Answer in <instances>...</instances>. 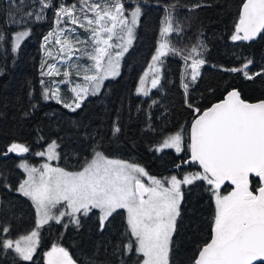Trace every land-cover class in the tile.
<instances>
[{
  "label": "trees",
  "instance_id": "obj_1",
  "mask_svg": "<svg viewBox=\"0 0 264 264\" xmlns=\"http://www.w3.org/2000/svg\"><path fill=\"white\" fill-rule=\"evenodd\" d=\"M53 7L43 10L39 0H26L22 24L5 25V40L0 41V151L17 142L30 151L23 155L9 154L0 161V239L15 240L29 233L35 226V212L31 202L15 189L23 178L18 164L25 160L36 163L35 153L43 151L53 141L57 144L58 165L74 171L91 160L94 150L101 151L109 159L133 163L153 176L181 175L182 172H200L197 165L169 172V169L189 156L188 147L181 156L172 150L156 152V147L174 133L185 135L187 142L190 125L197 115L187 107L185 98L201 112L219 102L233 89L245 102L264 100V79L247 80L241 73L226 69L240 67L251 59V73L264 68V32L253 43L233 42L231 35L238 22L245 0H121L124 6H139L141 17L134 43L123 58L120 73L107 81L99 94L85 99L81 107L69 111L53 101H44L42 94L44 36L55 27L54 10L60 4L71 6L77 0H51ZM18 3V0H17ZM176 4L171 22L179 25V33L167 34L170 47L180 50V55L168 52L162 60L158 86L147 97L135 93L138 81L163 39L161 29L166 17L165 9ZM194 4L199 8L189 11ZM9 5L0 0V23L7 18ZM15 12V9H13ZM32 11V17L26 12ZM28 31L17 52L12 51L11 37L19 31ZM192 55L206 63L200 68L195 82L183 88L185 66L192 62L184 56L193 47ZM120 132L113 136V126ZM186 145V144H185ZM2 157V156H0ZM250 190L256 193L257 178L252 177ZM230 184L221 186L226 193ZM210 186L196 181L183 191L177 230L173 234L170 264H192L200 248L211 239L215 207ZM99 213L93 210L79 218V225L51 223L42 228L38 248L30 261H21L16 253L0 247V264H46V253L53 245L63 247L76 261L85 264L91 257L103 264H136L134 249L127 255H113L116 245L128 243L125 213L118 210L105 222L103 231L99 225ZM8 228L4 233L2 229ZM134 243V240H132Z\"/></svg>",
  "mask_w": 264,
  "mask_h": 264
},
{
  "label": "snow or ice",
  "instance_id": "obj_2",
  "mask_svg": "<svg viewBox=\"0 0 264 264\" xmlns=\"http://www.w3.org/2000/svg\"><path fill=\"white\" fill-rule=\"evenodd\" d=\"M4 2L9 5V10L7 18L0 23V41L5 40V25L24 22L23 17L16 18V13L23 12L26 0H18V3L17 0ZM39 5L40 12L35 14L37 20L42 19L43 10L53 7L51 0H39ZM200 6L194 4L189 11ZM176 7V4H172L165 9V26L161 29L163 39L152 57L154 63L149 66L153 71H158L156 62L167 52L181 54L180 50L170 47L167 40L168 33L181 31L178 24L174 26L171 22ZM126 11L121 0H77L71 6L60 4L55 8L56 27L43 39L45 44H51L54 38L58 49L55 56L51 50L46 49L47 55L53 59L58 56L61 60H72L79 53L77 58L86 57L92 61L88 67L81 69L78 65H68L69 70L63 71L66 79L60 83H69L67 78L72 69H76L77 75L82 71V78L86 82L84 86L77 85L71 89L75 94L74 107L68 103L64 107L75 111L89 94L94 96L99 93L103 80L119 74V59L131 46L134 29L141 15L139 6L127 16ZM33 14L32 11L25 13L27 17ZM69 24L76 27H60ZM76 28H82L88 33L86 40L75 35ZM262 32L264 0H245L231 40L252 41ZM29 35L26 30L16 32L11 37L12 51L16 52L21 40ZM114 37L120 42H112ZM45 44L41 45L42 49H45ZM197 47L202 45L193 47L184 56L185 61L192 59L190 68L193 82L200 75L201 66L206 63L204 59L192 55ZM114 48L119 51L113 55L111 50ZM252 63L251 59H246L242 66L226 70L241 73L250 81L257 77L264 79V68L254 74L250 72L249 66ZM47 68L48 71L41 72L42 76L61 74L56 64H49ZM92 69L95 71L92 72ZM158 83L159 78L154 77L152 87L155 88ZM183 88L187 93L188 84L184 83ZM136 93L148 94L142 87H137ZM43 99H55L56 103H62L56 87H46ZM185 102L197 114L190 130L188 162L198 164L202 171L185 174L182 180L175 175L166 181L148 177L149 184L146 186L140 179L147 175L144 168L122 160L109 159L99 150H94L91 160H86L79 171H65L49 163H44L38 169L20 162L18 167L26 173L27 178L15 190L31 201L36 213L35 228L29 235L15 241L0 239V247L13 250L21 261L27 262L32 260L39 229L50 221L67 228L68 224L63 223V218L68 217L69 223L78 226V213L87 216L93 210H98L99 225L103 231L108 218L123 209L127 213V231L131 239L128 243L116 245L113 255H127L134 249L137 257H142L136 264H170L173 234L177 230V218L180 216L181 186L205 181L215 201L211 240L199 249L192 264H264V100L245 102L240 93L233 89L227 92L222 102L213 104L203 112L188 100L187 95ZM119 132V126L114 125L112 135L116 136ZM182 139V135L176 133L165 139L162 147L174 148L179 153ZM56 147L53 141L46 151H38L35 155L51 161L57 157ZM159 150L160 147L157 148ZM29 151L27 146L12 142L6 146V151H0V156H20ZM252 177H256L258 183L255 194L250 190ZM225 182L234 187L227 195H221V185ZM0 183L11 190L6 178ZM2 231L7 233L8 228L4 227ZM45 255L46 264H76L63 247L53 245ZM85 264L103 262L86 257Z\"/></svg>",
  "mask_w": 264,
  "mask_h": 264
},
{
  "label": "rangeland",
  "instance_id": "obj_3",
  "mask_svg": "<svg viewBox=\"0 0 264 264\" xmlns=\"http://www.w3.org/2000/svg\"><path fill=\"white\" fill-rule=\"evenodd\" d=\"M125 7V9L127 10L126 11V13H125V15L127 16L128 15V13H130L135 7H137V6H132V7H126V6H124ZM140 17H141V15H140ZM140 17L138 18V20H137V24H136V26H135V29H134V39H135V34H136V30H137V28H138V24H139V20H140ZM55 27H56V25H55ZM54 27V28H55ZM60 27H65V28H67V27H76V26H74V25H61ZM117 31H119V29H117ZM48 34V33H47ZM46 34V35H47ZM75 35L76 36H79V38L81 39V40H86L87 39V36H88V33H86L85 31H84V29H82V28H76V31H75ZM26 38V37H25ZM25 38L23 39V40H21V42H20V46H21V44L23 43V41L25 40ZM134 39H133V42H132V44H131V46L129 47V49H128V51L126 52V53H124V55L122 56V57H120V59H119V73H120V69H121V64H122V61H123V58L126 56V54L130 51V49H131V47H132V45H133V43H134ZM162 41V40H161ZM112 42H115V43H119L120 41L119 40H117L116 39V37H114L113 38V41ZM43 44H45V41H43ZM159 46V45H158ZM20 48V47H19ZM19 48L17 49V51L19 50ZM46 49L47 50H51L52 52H53V55L55 56V54H56V51H57V49H58V46L57 45H55L54 44V38H53V43H51V44H45V49H42L43 50V65H44V67L42 68V71H48V68H47V65H49V64H56L57 65V67L60 69V73L61 74H59V75H52V76H43V83H42V94H43V92H44V89L47 87V88H54V87H56V88H58L59 89V95H60V97H61V100H62V103H58L59 105H61V106H63L64 107V104L65 103H68V104H73V100H74V96H75V94L71 91V89L72 88H74V87H76L77 85H81V86H84L85 84H86V82L83 80V78H82V76H83V72L81 71L80 72V75H77V71H76V69H72L71 70V75L67 78L68 79V81H69V83H60L61 81H63V80H65L66 78L63 76V71H65V70H69V68H68V65H78V66H80V68L82 69V68H84V67H88V66H90L91 64H92V61H90V60H88L86 57H80V58H77V57H79L80 56V54L79 53H77L74 57H73V59L72 60H67L66 58L64 59V60H61L58 56L55 58V59H53L52 57H49L48 55H47V51H46ZM16 51V52H17ZM112 51V53H113V55L115 54V52H117V51H119V49L118 48H114V49H112L111 50ZM156 54V52L154 53V55ZM167 54H168V52L164 55V56H162V57H160V61L159 62H156V68L158 69V71H153L149 66L150 65H152L154 62H153V60H152V58H151V60H150V62H149V64H148V66H147V68H146V70L142 73V75H141V77H140V79H139V81H138V84H137V87H142V88H144L145 90H147V95H143V94H137L136 93V90H135V93L138 95V96H141V97H147L148 95H149V93H150V91L151 90H153V89H155L157 86H158V84H157V86L155 87V88H153L152 87V80H153V78L154 77H158L159 78V82H160V77H161V69H162V60H163V58H165L166 56H167ZM153 57V56H152ZM105 60H107V58H105ZM191 63L192 62H189V63H187L186 64V66H185V74H184V83H190V82H193L192 80H191V68H190V65H191ZM95 71V69H92V72H94ZM145 73H147V75H145ZM119 75V74H118ZM118 75H116L115 77H108L107 79H105V80H103V82H102V84H101V87H100V91L102 90V88H103V86H104V84L107 82V81H110V80H114L115 78H117V76ZM144 78V83L143 84H141V78ZM41 80V81H42ZM55 82V83H54ZM89 87H90V85H89ZM137 87H136V89H137ZM189 88V87H188ZM100 91H99V93H100ZM98 93V94H99ZM91 96H93V95H91V94H89L85 99H87V98H89V97H91ZM85 99H83V101L85 100ZM44 100V99H43ZM45 101V100H44ZM47 101H53V102H56L55 101V99H49V100H47ZM82 101V102H83ZM82 102H81V104H82ZM73 107H74V104H73ZM65 109H67V110H69V108H66V107H64ZM69 111H71V110H69ZM176 133H174V134H172V135H175ZM182 135V134H181ZM171 136V135H170ZM169 137V136H168ZM167 137V138H168ZM182 137H183V139H182V145H181V151L179 152V153H177L176 152V150L174 149V148H163L162 147V145H163V142H164V140H163V142L160 144V145H158L157 147H156V152L157 153H160V152H163V151H167V150H172L176 155H178V156H181L182 154H183V152H184V148L187 146L188 147V144H189V133H188V137H187V142L186 143H184V137H185V135H182ZM166 138V139H167ZM51 144V143H50ZM49 144V145H50ZM186 144V145H185ZM49 145H47L46 147H45V149L43 150V151H46V149H47V147L49 146ZM158 147H160L161 148V150H159V151H157V148ZM55 151H56V153H57V157L55 158V159H53V160H51V161H48L47 160V158L46 157H38V156H36L39 160L34 164V163H30V162H28V161H25V160H22V161H20V162H24V163H27L30 167H35V168H41V166L44 164V163H49L50 164V166H52V167H59V168H61L59 165H58V159H59V155H58V152H57V147H56V149H55ZM19 162V163H20ZM141 167V166H140ZM63 169V168H62ZM19 170L22 172V174H23V178L21 179V181L23 180V179H26L27 178V176H26V173L22 170V169H20L19 168ZM79 170H82V168H80V169H77V170H74V171H79ZM145 170V169H144ZM65 171H67V170H65ZM145 172L147 173V175L146 176H143V177H140V179H141V182L142 183H145L146 184V186L149 184V180H148V177H153V178H156V179H159V180H162V181H166L167 179H169L171 176H173V175H175V176H177V178L178 179H183V176L185 175V174H192V172H188V171H184V172H182V174L181 175H176V174H171V175H168V176H153V175H151V174H149L146 170H145ZM170 172V171H169ZM172 173V172H171ZM194 173H196V172H194ZM20 181V182H21ZM19 182V183H20ZM196 182V181H195ZM231 185V184H230ZM165 186H167V184H165ZM190 185H182L181 186V191H182V196H183V191H184V189L185 188H187V187H189ZM234 186H230V188L228 189V191L226 192V193H221V195H227L231 190H232V188H233ZM26 198V197H25ZM212 198H213V203H214V207H215V201H214V197H213V195H212ZM29 200V199H28ZM30 201V200H29ZM181 201H182V199H181ZM31 202V201H30ZM32 204V203H31ZM180 205H181V203H180ZM33 206V205H32ZM34 208V207H33ZM124 213H125V217H126V223H127V213H126V211L125 210H123V209H121ZM95 211H97L98 212V210H95ZM118 211V210H117ZM34 212H35V209H34ZM99 213V212H98ZM81 216H84V215H81V214H77V217L78 218H80ZM64 219H68V217H64L63 218V220ZM35 222H36V213H35ZM51 223H55L54 221H50L48 224H51ZM48 224H46V225H48ZM46 225H44V226H46ZM74 225V224H73ZM43 226V227H44ZM43 227H41L40 229H39V235H38V243H37V246H36V248H35V251H34V253H33V255L35 254V252H36V250H37V248H38V245H39V243H40V238H41V231H42V228ZM34 228H35V226H34ZM33 228V229H34ZM32 229V230H33ZM31 230V231H32ZM31 231L29 232V233H27V234H25V235H29L30 233H31ZM25 235H22V236H25ZM22 236H20L19 238H17V239H15V240H18V239H20ZM14 240V241H15ZM33 257V256H32ZM140 259H142V257L140 258Z\"/></svg>",
  "mask_w": 264,
  "mask_h": 264
},
{
  "label": "water",
  "instance_id": "obj_4",
  "mask_svg": "<svg viewBox=\"0 0 264 264\" xmlns=\"http://www.w3.org/2000/svg\"><path fill=\"white\" fill-rule=\"evenodd\" d=\"M243 6V5H242ZM242 6H241V9H242ZM241 9H240V11H241ZM261 33H258L257 34V36H256V38L254 39V40H252V41H240L241 43H243V44H248V43H253V42H255L257 39H258V37H259V35H260ZM226 96V95H225ZM225 96L223 97V99L225 98ZM223 99L222 100H220L219 102H222L223 101ZM219 102H216V103H219ZM257 102H259V101H257ZM257 102H251V103H257ZM216 103H214V104H216ZM250 103V102H249ZM212 106V105H211ZM210 106V107H211ZM193 122V121H192ZM191 125H192V123H191ZM191 125H190V128H189V143H190V130H191ZM4 158V156H2V157H0V161L2 160ZM188 161H190V152H189V156H188V158H186L183 162H180V163H178L177 165H175L174 167H172V168H170L169 169V171L170 172H174V171H177V170H179V169H187L190 165H197L198 167H199V165L198 164H195V163H190V162H188ZM200 168V167H199ZM201 169V168H200ZM201 171H202V169H201ZM228 182H225L223 185H225V184H227ZM223 185H221V186H223ZM211 240V239H210ZM210 242V241H209Z\"/></svg>",
  "mask_w": 264,
  "mask_h": 264
},
{
  "label": "flooded vegetation",
  "instance_id": "obj_5",
  "mask_svg": "<svg viewBox=\"0 0 264 264\" xmlns=\"http://www.w3.org/2000/svg\"><path fill=\"white\" fill-rule=\"evenodd\" d=\"M200 169V168H199ZM201 170V169H200ZM227 184H230V183H227Z\"/></svg>",
  "mask_w": 264,
  "mask_h": 264
},
{
  "label": "built area",
  "instance_id": "obj_6",
  "mask_svg": "<svg viewBox=\"0 0 264 264\" xmlns=\"http://www.w3.org/2000/svg\"><path fill=\"white\" fill-rule=\"evenodd\" d=\"M55 11V10H54Z\"/></svg>",
  "mask_w": 264,
  "mask_h": 264
}]
</instances>
